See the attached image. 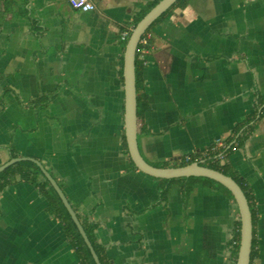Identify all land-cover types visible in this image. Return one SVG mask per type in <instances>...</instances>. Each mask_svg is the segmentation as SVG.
Instances as JSON below:
<instances>
[{
  "label": "crops",
  "instance_id": "1",
  "mask_svg": "<svg viewBox=\"0 0 264 264\" xmlns=\"http://www.w3.org/2000/svg\"><path fill=\"white\" fill-rule=\"evenodd\" d=\"M90 1L96 9L87 13L68 0L1 8L0 166L13 153L39 161L95 226L110 264H232L233 197L198 185L185 202L173 186L161 202L159 179L135 168L124 147L121 33L155 0ZM153 35L142 76L150 105L138 125L142 157L172 166L217 149L218 140L225 147L264 96V0H189ZM252 125L230 161L255 197L256 264H264V113ZM47 206L29 183L0 193V264H80Z\"/></svg>",
  "mask_w": 264,
  "mask_h": 264
},
{
  "label": "trees",
  "instance_id": "2",
  "mask_svg": "<svg viewBox=\"0 0 264 264\" xmlns=\"http://www.w3.org/2000/svg\"><path fill=\"white\" fill-rule=\"evenodd\" d=\"M160 1L161 0H155L151 3L142 5L140 12L137 14L138 20L139 21L142 20L150 12V10H152ZM13 2L14 0H0V10L1 8L4 10L10 9L12 7ZM188 2L189 0H178L175 3V5L170 9H168L162 16H160L142 36L136 55L138 125L142 124L143 117L150 110V105L142 86L143 70L146 64V55H144L143 49L144 48L149 49L150 54L154 51L153 48L155 46L154 45L155 42L153 39L154 26L162 22L174 8L177 7L185 8ZM149 35H150V39L147 41L146 44H144V41ZM126 44L127 41H125V46ZM54 96L55 94L44 96L41 99L35 101L34 103L36 104L37 102L39 103L40 101L48 102L51 99H53ZM263 113H264V96H261L258 98L257 110L255 111V113L251 117H249L247 121L244 122L240 127L235 128L231 137L226 140V146L223 149H215V147L213 146L206 151L195 152L190 155L184 156L179 161L175 162L172 166L170 165L162 166L163 168L180 167V166L190 165L192 163H200L202 166L218 171L226 176H229L237 182V184L241 187L248 200L253 218V246H252L250 264H256V259L258 258V254H259L256 238L254 235L255 225L258 221V216L255 206V197L252 189L246 184V181L233 168L232 163L230 161V157L235 149H238L241 146H243L244 141L253 132L252 123L254 122V120L257 118L258 115L261 118ZM145 134H149L148 131H145ZM123 141H124L125 150L128 153V147L125 136H123ZM222 156L223 158H221ZM16 158H19L18 154L13 153V159ZM41 178H43V181L41 180ZM159 181L161 184V199H160L161 202H165L167 200L169 191L173 186H178L181 189L183 194V199L185 200V202L188 201L191 192L198 185H203L210 188H216L224 195H229L232 197V195L230 194L229 190L226 187L208 178L188 177V178H176V179H159ZM17 182H25L38 187L40 193L44 195V197L48 202V206H47L48 214L55 217L57 220H59L62 223L68 243L72 248L75 249L77 255L79 256L80 264H96L89 249L87 248L83 240V237L79 233L75 223L72 221L69 213L67 212L66 208L64 207L62 201L60 200L58 194L56 193L50 182L44 178L40 168L35 163L29 161L18 162L12 165L6 171L0 174V193L6 187L16 184ZM233 203L236 205L234 199H233ZM79 220L89 240L91 241L94 250L99 256L101 264H110L104 249L97 244L95 237V230H96L95 226L92 224H87L86 222L82 221L80 218ZM240 228H241V223L239 219H237L235 221V225L232 233V239L229 242V251L231 254L232 264H236V259L239 251Z\"/></svg>",
  "mask_w": 264,
  "mask_h": 264
},
{
  "label": "water",
  "instance_id": "3",
  "mask_svg": "<svg viewBox=\"0 0 264 264\" xmlns=\"http://www.w3.org/2000/svg\"><path fill=\"white\" fill-rule=\"evenodd\" d=\"M178 0H161L150 12L138 22L132 31L125 49L124 57V90H125V114L124 127L125 139L128 147V153L134 166L143 174L156 179H176L188 177H201L211 179L226 187L232 195L239 213L240 245L236 259V264H250L251 252L253 246V218L248 200L237 182L218 171L202 166L200 163H192L180 167H158L152 166L142 157L138 146V117H137V80H136V55L142 36L152 26V24L162 16L168 9L173 7ZM29 161L35 163L43 173L46 180L50 182L64 207L69 213L72 221L75 223L79 233L89 249L96 264H101L99 256L89 240L77 213L68 201L65 193L58 184L57 180L44 168V166L35 159L16 158L0 166V174L10 168L12 165Z\"/></svg>",
  "mask_w": 264,
  "mask_h": 264
},
{
  "label": "built area",
  "instance_id": "4",
  "mask_svg": "<svg viewBox=\"0 0 264 264\" xmlns=\"http://www.w3.org/2000/svg\"><path fill=\"white\" fill-rule=\"evenodd\" d=\"M69 5L78 11L81 12H92L96 9V6L90 1V0H68ZM139 20H133L129 26L121 33V39L123 41H128L132 31L135 29L136 25L138 24ZM150 39V35L146 38V40L144 41V44L147 43V41ZM143 53L144 55H148L150 53L149 49H143ZM224 147V142L222 140H218L216 143V148L220 149ZM223 158V156L221 157Z\"/></svg>",
  "mask_w": 264,
  "mask_h": 264
}]
</instances>
